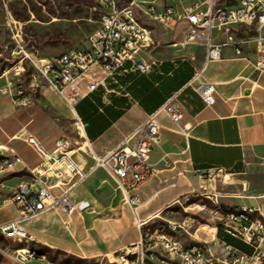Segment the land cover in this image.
Returning <instances> with one entry per match:
<instances>
[{
  "label": "crops",
  "instance_id": "obj_1",
  "mask_svg": "<svg viewBox=\"0 0 264 264\" xmlns=\"http://www.w3.org/2000/svg\"><path fill=\"white\" fill-rule=\"evenodd\" d=\"M204 1L138 0L144 9L154 6L157 12H164L171 8L176 13ZM138 16L151 30L150 46L138 57L148 70L141 72L132 62H126L114 77L103 71L90 75L82 84L84 93L89 81L101 80L104 85L86 94L77 107L83 123L79 128L81 137L69 116L60 110L59 100L66 104L52 90L42 94L36 90L34 104L26 108L0 95V225L20 216L13 201L16 190L37 180L50 187L54 196L69 191L74 201L91 203V209L82 214L68 215L57 209L25 223L32 238L17 249L39 252L46 264H54L48 259L52 252L67 254L85 264L100 261L139 241V221L154 223L182 199L202 190L209 191L208 195L219 203V178L244 176L264 164V72L255 67L257 54L250 59L228 52L226 55L228 47L222 49V59L210 62L202 73V81L216 85L215 103L208 106L196 86L189 85L206 59L204 46L181 45L189 24L179 20L165 26L143 11H138ZM221 35L215 33L216 42ZM174 94H178L185 122L193 126L190 138L168 115L159 113L160 138L149 157L153 175L138 191L136 210L124 202L106 170L96 169L73 188L76 179L56 175L23 136L34 135L50 151L57 141L68 138L74 145L76 162L90 169L92 154L102 156L116 148ZM6 158H17L18 162L12 168L4 167L2 161ZM204 170L212 178H203ZM261 194L264 191L245 194L242 199ZM244 205L248 204L237 203L225 209ZM116 227L129 232L118 233ZM17 249L6 253L0 264H13Z\"/></svg>",
  "mask_w": 264,
  "mask_h": 264
},
{
  "label": "built area",
  "instance_id": "obj_2",
  "mask_svg": "<svg viewBox=\"0 0 264 264\" xmlns=\"http://www.w3.org/2000/svg\"><path fill=\"white\" fill-rule=\"evenodd\" d=\"M99 6L102 13L100 24L87 37L86 43L56 58H35L25 50L23 39L18 35L12 52L13 60L5 59L7 63H4L0 53V95L9 97L17 107L26 108L34 104L33 95L43 84L64 101L76 117L79 128L82 127L77 113L78 105L86 94L104 85L101 80L89 81L84 93L82 84L88 81L90 75L103 71L114 77L121 73L126 62H132L141 72L148 70L138 57L150 46L151 30L141 22L138 11L145 12L165 26L174 25L179 20L189 24L182 47L195 45L206 48L205 63L189 85L196 86L208 106L215 103L216 85L202 81V73L210 62L222 59L223 48L236 44L231 35L234 27L246 26L255 30L259 44L255 67L264 72V0H205L186 7L180 13L171 8L157 12L154 6L144 9L138 0H125V3L99 0ZM215 32L226 33L227 41L221 44L216 42ZM28 71L32 73L26 84ZM177 98L178 94L171 96L158 111L148 115L143 123L126 135L116 148L102 156L92 154L94 163L90 169L76 162L74 145L68 138L57 141L50 151L34 135L24 133L23 136L30 148L56 175L76 179L73 188L85 182L96 169L106 170L122 193L124 202L136 210L139 207L138 191L153 175L149 157L160 138L159 113L168 115L179 131L190 138L193 126L185 122ZM17 162V158H6L2 165L12 168ZM165 163L171 167L169 161ZM201 175L212 178L209 171L204 170ZM35 185L39 187L35 188ZM207 196L214 201L211 195ZM244 198L251 201V204L241 206L249 208V216L227 214L225 207L215 201L219 220L212 225L202 224L194 233L191 230L195 219L191 216L160 224L139 221V241L92 264H264V194ZM13 201L20 216L0 225V235L21 244L28 243L32 238L25 226L28 221L57 209L68 215L82 214L91 209L89 201L76 202L69 191L54 196L50 187L39 180L33 185L20 186ZM189 201L190 196L179 204L183 206ZM200 210L207 208L201 206ZM221 231L248 250L220 240ZM180 235L189 236L193 244L184 243ZM12 258L18 264H31L42 259L36 251L29 249L15 250Z\"/></svg>",
  "mask_w": 264,
  "mask_h": 264
},
{
  "label": "rangeland",
  "instance_id": "obj_3",
  "mask_svg": "<svg viewBox=\"0 0 264 264\" xmlns=\"http://www.w3.org/2000/svg\"><path fill=\"white\" fill-rule=\"evenodd\" d=\"M101 15L99 0H0V53L3 62L7 63L5 59L13 60L12 52L16 45L15 38L18 35H21L23 39L22 45L25 50L39 60L53 59L70 49L81 47L86 43L87 37L99 26ZM231 35L236 44L228 46L226 55L228 52L230 56L254 59L259 47L255 30L246 26H236L232 29ZM226 41L227 35L224 33L217 42L221 44ZM31 73L32 71H28L26 74V84L29 83ZM37 90L39 94L44 91L52 92L43 84ZM59 102L60 110L69 116L78 137H81L76 117L60 100ZM80 145L83 146L82 143ZM262 191H264V164L258 170H253L244 176L217 180V196L222 207H233L232 205L237 203L251 204V201L242 199V196ZM208 193L209 191L202 190L193 194L189 202L183 206L177 204L171 207L154 223L160 224L166 220L181 221L191 216L195 219L192 233L202 224L212 225L214 221L219 220L220 214L216 212V200L209 199ZM201 206H205L207 210H200ZM123 231L129 232L127 229L116 227V232L122 233ZM200 236L207 237L205 234H200ZM180 238L187 245L193 244L189 236L180 235ZM219 238L240 249L248 250L223 231L219 233ZM21 245L17 241L0 235V263L6 253ZM49 257L48 259L54 264H85L60 252H52ZM13 264L18 263L15 261ZM31 264L46 263L43 260H36Z\"/></svg>",
  "mask_w": 264,
  "mask_h": 264
},
{
  "label": "bare ground",
  "instance_id": "obj_4",
  "mask_svg": "<svg viewBox=\"0 0 264 264\" xmlns=\"http://www.w3.org/2000/svg\"><path fill=\"white\" fill-rule=\"evenodd\" d=\"M225 213H227V214H239V213H241V216H249V208L225 209Z\"/></svg>",
  "mask_w": 264,
  "mask_h": 264
},
{
  "label": "trees",
  "instance_id": "obj_5",
  "mask_svg": "<svg viewBox=\"0 0 264 264\" xmlns=\"http://www.w3.org/2000/svg\"><path fill=\"white\" fill-rule=\"evenodd\" d=\"M38 253V256H40L41 257V255H40V253L39 252H37ZM72 258V257H71ZM72 259H74V258H72ZM75 260V259H74Z\"/></svg>",
  "mask_w": 264,
  "mask_h": 264
}]
</instances>
